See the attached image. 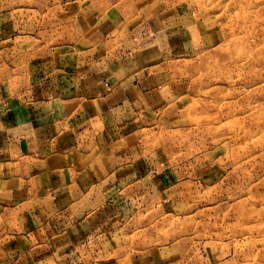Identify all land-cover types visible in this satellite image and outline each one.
<instances>
[{"label": "rangeland", "instance_id": "374dc122", "mask_svg": "<svg viewBox=\"0 0 264 264\" xmlns=\"http://www.w3.org/2000/svg\"><path fill=\"white\" fill-rule=\"evenodd\" d=\"M38 84H127V178L15 264H264V0H0V129Z\"/></svg>", "mask_w": 264, "mask_h": 264}, {"label": "crops", "instance_id": "0c3cea01", "mask_svg": "<svg viewBox=\"0 0 264 264\" xmlns=\"http://www.w3.org/2000/svg\"><path fill=\"white\" fill-rule=\"evenodd\" d=\"M108 10L120 25L121 9L109 2ZM127 88L38 84V97L21 102L27 122L1 119L6 126L0 129V264L29 259L28 250L46 247V230L54 225L47 218L86 214L105 186L125 181L126 167L113 162L117 158L112 160L106 146L110 123L104 117L128 100Z\"/></svg>", "mask_w": 264, "mask_h": 264}]
</instances>
